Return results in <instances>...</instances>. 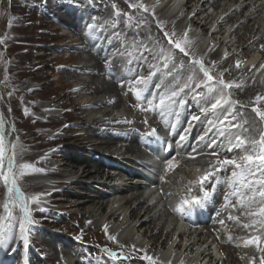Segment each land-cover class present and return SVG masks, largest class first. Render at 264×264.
<instances>
[{
  "label": "bare ground",
  "instance_id": "1",
  "mask_svg": "<svg viewBox=\"0 0 264 264\" xmlns=\"http://www.w3.org/2000/svg\"><path fill=\"white\" fill-rule=\"evenodd\" d=\"M51 1H44L42 19L50 21L56 30L61 26L64 33L51 48L53 51L59 49L60 55L47 60H50L48 66L52 65L55 81L64 89V94L56 97L58 113L53 120L58 127L52 131L48 142L65 144L69 140L72 147L62 145L49 149L45 154H41V150L30 154L31 159L38 161L54 158L56 164L54 169L50 166L47 174L34 175L32 180L46 176L60 179L59 183L31 184L32 189L54 188V191L46 193L47 196L70 197L71 188H79L81 192L75 191L79 196H74L70 206L73 212L63 215L67 221L60 228L65 230V235L56 232L44 239L43 244L51 254L46 257L41 253L42 259L46 264H64L62 259L74 254L76 259L70 264H203L204 261H207L206 264H219L209 245L212 239L219 245L228 242L229 254L225 261L237 264L241 256L232 243L237 242L247 230L253 231L252 237L260 233L243 227L250 223V218L238 204L237 197L231 195V172L236 170L234 165L221 166L217 161L230 159L239 163L246 154L241 149L232 148L226 139L229 133L238 132L237 128L231 127L232 124H239L244 119L255 121L258 129L254 133L256 139H259V129H264V122L252 111L253 107L264 111V99L256 101L258 95L264 97V67H261L264 65V5L261 0H185L181 4L182 0H146L148 9L152 8V13L148 15L128 7L124 0H53L54 5L50 7ZM127 1L130 4L145 3V0ZM164 2H167L164 7L165 10L168 8L167 11L163 8L155 12L154 6ZM175 6L179 7L177 14L168 16L171 8H177ZM209 8L213 9L211 13H207ZM151 14L157 20L160 31L153 25ZM186 20L187 24L181 25ZM230 23L227 35L225 27ZM198 29L201 31L199 34L192 32ZM165 32L170 35L174 32L173 39L183 37L187 32L191 47L186 51L191 62L163 41ZM200 42L204 48L207 47L206 53L213 50L209 57H205L206 53H199L197 43ZM143 45L154 51L146 52ZM234 45L237 49L229 54L230 47L234 48ZM161 46L174 53V68L171 62L168 68L163 67V59L156 58V51ZM225 50L226 54L222 55ZM125 58L127 60L124 61ZM192 60L204 62L214 77L212 83L220 78L226 83H233V87L226 89L225 93L231 101L237 102L230 109L236 114V119L229 115L225 120L228 105L223 109H211L216 93L211 98L197 96V93L206 92L207 88L204 85L195 88L201 74ZM155 70L156 75L147 79V90L143 92L142 97L146 100H137L135 90L145 89V86L135 84V80L148 73L152 75ZM134 71L135 77L130 78ZM84 75L86 77L82 78ZM186 83L191 88H185ZM237 84L240 87H236ZM40 88L37 86L29 91ZM128 89L130 94L126 91ZM173 91L177 93L175 97L171 95ZM81 96L89 98L78 101ZM124 96L125 102L121 99ZM161 98L165 99V105L173 100L176 103L169 109L160 106ZM149 99L152 105L148 104ZM122 102L130 107L126 108V116L111 117V110L118 108ZM111 106L112 109L108 110ZM44 111L48 113L50 108L46 107ZM48 118L49 115L45 117ZM121 123L129 127L123 131L119 127ZM67 129H72L69 137L58 135ZM150 129H156V132L149 135L152 133ZM221 130H225V136L220 135ZM123 137L126 138V152H119L116 160V141ZM194 138L199 141L193 142ZM232 139L234 141V135ZM61 151L63 154L59 155ZM61 156H66L65 163H60ZM168 164L174 171H169L167 180L163 181L158 175H163ZM141 168L147 172L144 175L148 178L145 180L147 183L142 181L144 178L138 172ZM108 170L117 172L120 179V174H126L132 180L122 186L112 184L109 172L104 179ZM209 171L214 172L213 178L201 185L199 178ZM71 178L75 179L65 181ZM154 188H157L156 192H161L160 199L155 191L146 196V191ZM201 188H206V192L211 189L210 197L205 196ZM106 193L114 198L121 195L122 198L110 204L111 197ZM185 200L190 203L185 205ZM194 200H199L201 204L196 207L195 203H191ZM125 206L130 210L129 222L121 221L113 231L112 226L118 221L115 212ZM230 216L237 219H229ZM103 220L112 223L106 227L102 225ZM181 222L184 231L175 240ZM75 227L77 231L73 237L78 238L80 243L88 240L91 247H101L105 254L115 249L124 257L117 260L118 254L112 259H104V253L99 254L93 248L71 245L70 239L65 237L68 236L66 231ZM160 232L161 236H158ZM13 239L15 250L22 241L19 236ZM263 243L264 238L260 246ZM225 249L221 247L219 252H225ZM258 251L257 245L252 244L242 256V259L247 258L246 261L242 260L240 264H258L261 260ZM146 257H152V261Z\"/></svg>",
  "mask_w": 264,
  "mask_h": 264
},
{
  "label": "rangeland",
  "instance_id": "2",
  "mask_svg": "<svg viewBox=\"0 0 264 264\" xmlns=\"http://www.w3.org/2000/svg\"><path fill=\"white\" fill-rule=\"evenodd\" d=\"M44 1L45 0H0V122H2L3 124V127L0 128V132L4 134V141L6 145L11 143L19 146L17 163L29 165V167L26 170V173L18 181L17 186L25 194L27 207L32 221L30 225H26V232L24 235L25 238L27 239L28 247L25 248L24 239L21 238V233L19 231V220L22 217L23 212L21 211L19 201L15 200V192L11 194L12 199L9 200L7 186L4 184L3 180L0 179V215L6 216V220H5L6 230L11 229L14 232V237L19 236L20 240L22 241L19 243V245L16 246L15 250L13 249V244L15 243V239L13 238L10 239L8 242L4 243L3 245H0V264H26V263L46 264V261L42 259V254L45 255L46 257H49L51 252L48 249V247H46L43 244V241L46 237L54 235L56 232H59L61 234L65 233L63 232L65 230L60 228L67 221L66 217L63 215L65 213H68L69 211H70L69 213L73 212L74 209H72L70 206L73 204V201L75 200L74 196H79L75 191L77 190L78 192H81L79 188H75V189L71 188L69 190V194H71L70 197L65 195L62 197L59 196L56 197L55 195H54L55 197L47 196L46 193L54 191V188L48 187L43 189H32L33 185L31 184V183L39 184L44 182L59 183L58 180L60 179H57L56 178L57 176L56 177L46 176V178L43 177L45 179L42 178L38 180H32V178H34V175H38L42 173L47 174L48 171L51 169L50 166H52V169H54L56 164L53 162L54 158L53 159L47 158L44 161H38L35 159H31L30 154L32 155V153H38L37 152L38 150L42 151L41 154H45L46 152H48L49 149L58 148L61 147L62 145L65 148L72 147V145L68 143L69 140H67L65 144H61L59 142H48L52 134V131L58 127V125L54 121L56 120L55 115L58 113L56 110V107L58 105L56 99L58 97L63 96L64 89H61L59 87V84L55 81L56 75L54 72H52V68H53L52 65L48 66L50 60H47V58L49 59L55 58L56 56L60 55L59 49L53 51L51 48L54 46L57 40L58 41L60 40L62 33H64V30L62 29L61 26L56 30V28L54 27L53 24L50 23V21L45 22L42 19L43 16L41 14L44 7L43 5ZM46 1L49 2L50 0H46ZM124 1L128 7L134 8L135 11L138 10L141 14L148 15V13L149 14L152 13V8H150V10L148 9V3L146 2V0L145 3L141 2L140 4H143L144 7L148 9L147 12L143 11V9L139 7L140 4L138 3L130 4L127 0ZM184 1L185 0L180 1V4L184 3ZM261 3L264 5V0H261ZM50 5L51 6L54 5L53 0L51 1V3H49V6ZM160 6L161 4L158 6L156 5L154 6L155 12L160 11L161 9ZM175 7H177V9L179 10L178 6ZM212 10H213L212 8H209L207 13H211ZM152 22L154 26H157L156 29L160 31L161 28L157 23V20L153 18ZM184 24L185 25L187 24V20L183 21V24L181 25L185 26ZM230 26L231 23L230 25L225 27V30L227 31V35L229 33ZM207 28H210V26ZM192 32H195V34H199L201 31L198 29ZM72 35L73 34L71 32L70 36ZM209 36L210 33H208V36L206 37L208 41H209ZM163 41L169 46V44L167 43V38L164 35H163ZM197 46H199L198 49L199 53H206L207 47L204 48V45H201V42L199 44L197 43ZM170 47H172L178 55L182 56L185 60L191 62L189 56H185L183 53H179V50L175 49L174 46L172 45H170ZM236 49L237 48L235 45L234 48L230 47L229 54L232 51L235 52ZM212 51H213L212 49L209 50L208 53H206L205 57L206 58L209 57ZM80 53H84L83 55H86L85 52H80ZM222 54L225 55L226 52L224 51ZM125 60L127 59L125 58L124 61ZM237 62L238 60L236 61V63ZM53 63L55 64V60L53 61ZM193 66L199 69L198 65H193ZM262 68H260V70ZM155 73H157L156 70L152 72V75L151 73H148L144 78L147 80L150 77L155 76L156 75ZM199 73L201 74L200 79L204 80L205 78L203 77V73L200 71ZM84 77H86V75L82 76V78ZM134 77H135V71L133 72V75L130 76V78H134ZM37 86L41 88L35 91L33 90L32 92L29 91L30 89ZM146 90L147 88L145 89V91ZM126 91L129 94L131 93L130 89ZM81 97L78 98V101H86L89 98L83 96ZM121 99L125 102L126 96L121 97ZM144 100H146V98ZM46 107L50 108V111L48 112L50 114L44 111ZM126 108H130L129 105L127 104L125 105L122 102L119 104L118 108L111 110L112 109L111 106L108 107V110H111L113 112L112 114L113 116L111 117L120 118L122 116L123 117L126 116L125 114L127 110ZM68 109L69 107L65 108V110ZM48 115L49 118L45 119V117H47ZM97 116H100V114H98ZM171 119L173 120V117ZM189 121L191 122L190 119ZM119 127L124 131L129 126L124 123H121ZM167 127L169 128L170 126ZM167 127L165 129H167ZM71 130L67 129L66 131H62V132L60 131L58 135L60 137H66V136L69 137L68 135H70ZM150 130L152 131L153 129ZM80 131L82 132L81 129ZM125 139L126 138L123 137L116 141L117 152H114L115 158L119 156L117 155L119 152H120L119 154L121 153L124 154L126 152L124 149L125 148L124 143L126 141ZM198 141L199 139L196 138L193 139V142H198ZM45 145H47L49 148L46 147ZM212 145L213 143L209 144L208 146L212 147ZM79 151L82 152L81 149H79ZM227 151L228 153H230L229 149H227ZM62 152L63 151H61V153L58 154L61 155L63 154ZM127 155L129 156L130 154L128 153ZM65 158L66 156L64 157L61 156L62 160L60 163H65L66 160ZM169 165L170 164H168L167 165L168 167L163 170V175L161 174L158 175L159 179L161 177L163 181H166L169 171L171 172L174 171L169 167ZM108 172L110 173L113 179L111 183L117 186L129 184V182H131L132 180V178L130 179V177H128L126 174L124 175L120 174L119 175L121 176L120 179L117 176V172L111 170L106 171L104 179H106ZM138 172L139 174L141 173L142 175L141 178H144L142 181L148 179L147 176L144 177L142 172L140 171ZM151 173L154 172H152L151 170ZM145 174H147V172ZM74 179L71 178L65 181L70 182ZM223 183L225 185L224 181L222 182V184ZM74 185L79 186L81 184H73V186ZM82 185L84 184L82 183ZM100 188H102V190L107 191V189L103 187ZM156 189L154 188L150 191L149 190L146 191V196L147 195L149 196V194L154 191L156 192ZM201 189L204 192V194L207 193V196L210 197L209 191H211V189L210 190L208 189L207 192H206V188H201ZM83 193H86V191ZM156 194H158L157 196L160 199L161 192L159 193L157 191ZM111 195L112 194L106 193V196L108 197H111ZM118 196L120 198L119 197L109 198L110 200L109 203L110 204L113 202L116 203L118 200L122 198L121 195ZM49 199H51L50 202ZM218 200H220V196ZM6 201L9 203V210L11 212L10 216L4 212L3 205ZM208 201L211 202L210 199ZM229 205H231V203ZM113 211H116V209ZM129 212L130 210L128 206L119 208V210L115 212V216L117 217L118 221L117 223L113 224L112 226L113 231L116 229L118 223H120L121 221L122 223L125 220L126 223L129 222ZM47 219L49 220L45 221ZM102 223L103 226L109 227L112 221H110L109 223H105L103 220ZM76 231H77V227L72 228L69 231H66L68 232V236L65 237H68L70 239L71 245H81V247H87L91 249L93 248L99 254L104 253L103 252L104 250L101 247H97V248L91 247V243L88 240H83L80 243L78 238L73 237V234ZM251 235H253V231L250 232V230H247L246 234H243L241 237H239L237 242L232 243L234 248L237 250V254H240L241 256L240 261H236L237 264H240L242 260L246 261L247 259V258L242 259V256L245 254L247 250H249L252 247V244L245 247L244 242L248 239L254 238ZM158 236H161V232ZM211 241L212 239L209 240V245L211 248L212 255L216 257V259L219 261V264H229L225 261L227 254H229V249H228L229 243L226 242L222 245L216 243L215 246L211 243ZM221 247H226L225 252L223 251L219 252ZM260 247H264V243ZM112 250L114 251H109V252L116 253L117 255L119 254L117 260L122 259L120 257H124V255H122V253H119V251L115 249ZM109 252H107L106 254L104 253V257H103L104 259L105 258L112 259V256L108 254ZM258 255L260 257H263L264 252L258 251ZM74 258L76 259V257H74V254H71V256H65L62 259V261L64 264H70V262ZM75 259L73 261H75ZM106 263L108 264V262ZM257 263L260 264V260H258Z\"/></svg>",
  "mask_w": 264,
  "mask_h": 264
},
{
  "label": "snow or ice",
  "instance_id": "3",
  "mask_svg": "<svg viewBox=\"0 0 264 264\" xmlns=\"http://www.w3.org/2000/svg\"><path fill=\"white\" fill-rule=\"evenodd\" d=\"M139 7L143 9V11L147 12L148 9L144 7L143 4H140ZM167 38V43L169 45L174 46L175 49L179 50V53H183L185 56L189 55V52L186 51V48L191 47V41L188 39L187 32L183 34V37H178L173 39L175 33L173 32L171 35L167 32L164 33ZM146 52H153L154 49L148 47L147 45H143ZM174 53L170 49H165L161 46L158 51H156V58L163 59V67L168 68L169 63H172V67L174 68L176 65L173 62ZM193 65H198L199 71L203 73L204 80H200L195 84V88H200L201 85H204L207 88V91L204 93H197V96L203 95L205 98H211L213 93H216L217 96L215 98V102L211 103V109H223L225 105L229 106V111L225 116V120H227L228 116H232L233 119H236V114L231 112V107L233 104L237 103L235 101H231L230 98L226 95L225 89H230L233 87V83H226L223 78L216 80L215 83L214 77L210 74V71L202 60H192ZM183 68V64L180 65ZM237 67H239V62H237ZM261 67H264L262 65ZM171 71V69H170ZM221 73V77H222ZM194 77H190L193 79ZM123 82V81H122ZM135 84H143L145 89L147 88V80L144 77H139L135 80ZM236 87H240V85H235ZM185 88H191V85L186 83ZM145 89L135 90L136 91V99H142L143 92ZM182 91V90H181ZM172 97H175L177 93L175 91L172 92ZM264 97L257 96L256 101L259 102ZM149 105H152V100L147 101ZM183 103V101H180ZM175 101L173 100L171 104L165 105V99H160V106H165L169 109L173 108L175 105ZM252 111L259 117L261 122H264V111H262L258 107H253ZM193 119H197V117H193ZM211 123V121H209ZM223 123V121H220ZM247 125V127H245ZM3 127L2 122H0V128ZM232 128H237L238 132L235 134L229 133L226 136L228 143L232 148L241 149L246 154L240 158L241 162H237L235 160H223L217 161L221 166L223 165H234L236 170L231 172V182L230 187L232 189L231 195L237 197V202L241 206L242 209L247 211V215L250 218V223H246L243 225L244 228H251L256 232H259L260 235L255 236L252 239H248L244 242V246L247 247L250 244H256L259 251L264 252V247H260V242L262 238H264V129H259V139H256L254 133L258 130L256 127L255 121H249L247 119L242 120L239 124H232ZM156 129L152 130L151 134H154ZM221 136H225V130L220 131ZM234 135V141L232 136ZM181 140L184 139L183 136L180 137ZM19 154V146L16 144H5L4 134L0 132V179L3 180L4 184L7 186L9 200L12 199V193L15 192V200L19 201V205L21 207V211L23 212L22 217L19 220V231L21 233V238L24 239L25 248L28 247L27 239L25 238L26 225H30L32 223L29 210L27 207V201L25 199V194L20 190L17 186L20 178L26 173L29 165L27 164H18L17 156ZM171 168L172 165L170 164ZM214 176V172L209 171L206 172L203 176L199 178V182L201 185L205 184L207 181L212 179ZM207 196V193H205ZM190 202L188 200L184 201V204L187 205ZM191 203H200L199 200H194ZM4 212L7 215H11L9 210V203L6 201L3 205ZM180 210V209H178ZM229 219H237L236 217L230 216ZM6 216L0 215V245L8 242L9 239L14 238V232L11 229L6 230L5 224ZM223 223V221H221ZM111 239H115V237H111ZM107 252L108 250L105 249ZM112 257H116V253L109 252L108 253ZM149 261H152V257H146ZM170 264V262H169ZM260 264H264V257H261Z\"/></svg>",
  "mask_w": 264,
  "mask_h": 264
}]
</instances>
